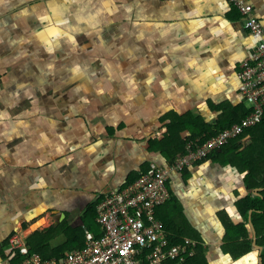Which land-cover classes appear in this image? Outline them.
Listing matches in <instances>:
<instances>
[{"label":"crops","instance_id":"0c3cea01","mask_svg":"<svg viewBox=\"0 0 264 264\" xmlns=\"http://www.w3.org/2000/svg\"><path fill=\"white\" fill-rule=\"evenodd\" d=\"M114 1L0 0L12 10L0 17V264H10L6 247L17 230L28 238L97 222L91 207L231 116L221 104L251 109L238 71L258 41L231 0H133L134 80L89 81L99 60L118 62L124 53L127 33L109 22L125 0ZM245 1L264 25V0ZM110 50L112 59L97 58ZM74 59L91 68L84 73ZM26 81H51V92L32 99L40 106ZM168 186L158 217L172 236L197 242L203 264H263L264 221H254L246 199H264V125ZM50 242L48 255L69 239Z\"/></svg>","mask_w":264,"mask_h":264},{"label":"built area","instance_id":"2783aa9c","mask_svg":"<svg viewBox=\"0 0 264 264\" xmlns=\"http://www.w3.org/2000/svg\"><path fill=\"white\" fill-rule=\"evenodd\" d=\"M231 1L240 11L245 28L258 41L238 71L240 93L251 104L250 113L211 138L190 140L186 153L173 162H152L136 180L110 192L97 204L102 234L87 231L83 248L62 258H44L30 250L25 231L17 230L6 247L10 264H184L195 255L197 242L187 239L171 244L158 217V208L171 199L169 181L264 120V25L254 14L253 5L245 0Z\"/></svg>","mask_w":264,"mask_h":264},{"label":"trees","instance_id":"16d2710c","mask_svg":"<svg viewBox=\"0 0 264 264\" xmlns=\"http://www.w3.org/2000/svg\"><path fill=\"white\" fill-rule=\"evenodd\" d=\"M125 79L127 81H130L127 77ZM227 107H229V108L232 107L231 108L232 109L231 116L227 117V119H224V118L220 119V120L218 119L215 129H213V128H209V129H205V130L201 129L197 134H193L192 137L188 138L187 142H189L190 140H193L197 137H201V138L203 137V140L211 138L212 136H215L217 133H219L221 130L230 128L234 124L240 122L246 115H248L250 113V109L247 108L244 103H241L239 106H236V107L231 106L229 103H225V104L220 105V109L225 108L227 110ZM261 125H264V120L262 121V123L258 124L255 127H258ZM255 127H253V128H255ZM253 128H250V129H253ZM250 129H247L241 136H243L247 131H250ZM110 130H111V132H113V129H110ZM203 132L205 134H202ZM241 136H239V137H241ZM239 137L232 139L228 144L224 145L220 150H217V151L211 153L209 155V157L212 154H216L220 151L221 152L224 151ZM246 200L249 201V205H248L249 208L254 209V212H253L254 221L258 220V221H262V223H263V221H264V199L262 197H257V198H251V199L248 198ZM91 210H92V214L90 217L92 218V220L93 219L95 220L97 217V210H95V207L94 208L91 207L90 211ZM157 214H158V210H157ZM164 224H165L164 226L167 229L168 227L166 225V221H164ZM83 225L86 226L89 231L94 232L97 236L102 234V231L99 228V224L96 222V220L95 221H88L86 219ZM83 225L81 224V225H78L76 227H73L70 225H66V226L64 225V226H61L60 229H56L55 227H50L48 229H45L44 231H35L31 236H29L27 238V244L30 247L32 252H39L45 258H50L53 256H56L58 258H62L66 255L67 251H70L75 247L76 248H78V247L82 248L85 246V241L82 240V237L86 236V231L83 229ZM262 225H263V229H261V226H259L258 230L260 232H263V234H264V223ZM177 228H182V227L178 226ZM61 234H64L69 239V242L65 243L62 246L61 245H54L55 251L50 255L45 254L46 252L50 251L49 249H52V247H53V244H51L50 241L53 240L54 238H56L57 236L61 235ZM171 234L169 232H167V236H168L171 244H180V243L184 242V240L181 239L180 237H178V236L174 237ZM262 242L264 243V241H262ZM247 245H248L247 249H251L252 245L249 242H247ZM201 255H202V253L199 250L196 253V255L188 258V260L184 264H203V260L201 259ZM263 260H264V251H263ZM263 264H264V261H263Z\"/></svg>","mask_w":264,"mask_h":264},{"label":"rangeland","instance_id":"374dc122","mask_svg":"<svg viewBox=\"0 0 264 264\" xmlns=\"http://www.w3.org/2000/svg\"><path fill=\"white\" fill-rule=\"evenodd\" d=\"M38 2L40 3V0H29L28 6L35 4V3H38ZM114 2H115L114 0H110V3L114 4ZM13 3L15 4V0H13ZM132 3H133V0H125V1L118 2V4L124 8H122V10H120V12H118L116 15L112 16V18H111L112 20H110V22H109L111 26L119 27L125 33H127L126 36L122 39V42H125L124 53L122 54L120 52V53L116 54V57L118 56V54H122L120 56V59L118 62L117 61L114 62L113 60H111L109 63H108V61H106L107 63H103L101 60H99V63L96 64V68L91 70L92 72L90 71L91 72L90 75L92 78H89L88 79L89 81H127L124 78V75L127 76V78L130 81L134 80L135 75H133V67H132V65H133V55H132L133 54V48L131 49V47L133 46V38H132V35H133V33H132L133 32V24H132L133 23V17H132V12L128 11L129 8L131 9ZM111 9H112V7H111ZM10 10L11 9L8 6V4H5L3 2L0 3V17L1 18H2V16H4L7 13H11ZM36 11L39 12L38 10H36ZM35 14L37 16H39L38 14H40V13H35ZM110 14H112V13L110 12ZM121 21L124 24L117 26L118 24L122 23ZM40 22L42 23L41 20H40ZM95 23L97 25V22H95ZM96 25H94V26H96ZM29 26L31 27L32 25H29ZM30 29H32V28H30ZM114 29H116V28H114ZM28 31L31 32L32 30H28ZM30 40L28 41V38H25V40H24V42L28 41V44H27L28 47L30 44H32V43H30ZM128 42H130V43H128ZM70 45H72V44H70ZM94 45L95 44H92V46H94ZM91 49L89 46L85 45L86 51H88V50L93 51ZM89 51L85 52L86 56L89 55ZM101 57H104L106 59H112L114 56L113 57L111 56V50H110L107 53V55H103V54L97 55V58L100 59ZM78 61L82 63L81 69H83V67H84V69H83L84 73L86 72V70H89L90 63H85V59L84 60L74 59V63L78 62ZM90 68H91V65H90ZM26 82L29 83V85L32 89L31 95H33V96L30 95L31 97H29V99L31 98V101H32V99H35L37 96H40L41 91L42 92L46 91L47 93L52 91V87L49 86V83L51 81L50 82L49 81H44V82L36 81L37 83H35V84H32L28 81H26ZM42 83L45 84L44 87H42L40 85ZM106 83L107 82H105V84ZM46 84H48V85H46ZM49 88H50V90H49ZM76 89L77 88H74V90H76ZM244 101L246 102L247 106H251V104L249 102H247L246 100H244ZM33 103L36 104V102H33ZM28 104L30 106L33 105L31 102H29ZM36 105L40 106V102Z\"/></svg>","mask_w":264,"mask_h":264},{"label":"water","instance_id":"95a60500","mask_svg":"<svg viewBox=\"0 0 264 264\" xmlns=\"http://www.w3.org/2000/svg\"><path fill=\"white\" fill-rule=\"evenodd\" d=\"M258 247H260V246H258ZM262 262H263V260H262Z\"/></svg>","mask_w":264,"mask_h":264},{"label":"snow or ice","instance_id":"6c2138e0","mask_svg":"<svg viewBox=\"0 0 264 264\" xmlns=\"http://www.w3.org/2000/svg\"><path fill=\"white\" fill-rule=\"evenodd\" d=\"M42 19H44V18H42Z\"/></svg>","mask_w":264,"mask_h":264}]
</instances>
